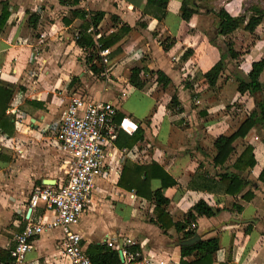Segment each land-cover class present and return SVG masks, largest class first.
<instances>
[{"label":"crops","instance_id":"crops-1","mask_svg":"<svg viewBox=\"0 0 264 264\" xmlns=\"http://www.w3.org/2000/svg\"><path fill=\"white\" fill-rule=\"evenodd\" d=\"M3 1L9 13L0 29V81L14 84L5 109L13 115L14 128L11 134L0 133V248L13 244L14 233L25 222L22 214L26 213L31 188L62 175L66 154L55 144L54 135L45 133L46 125H39L51 112L59 118L69 96L78 95L114 104L119 140L140 133L130 145L117 144L115 138L114 146L124 149L122 155L111 163L105 177L95 178L89 203L74 225L84 248L93 242L120 243L129 236L150 256L151 264H178L181 230L172 223L162 229L155 221L152 198L118 184L123 165L125 175L132 179L133 164L154 162L173 180L161 185L156 174L148 179V189L159 188L168 199L161 205L163 222L181 220L189 206L203 198L218 208L213 215L195 219L198 239L218 237L211 264H264V185L256 178L264 167V122L235 137L234 147L222 163L211 158L216 152L213 139L232 132L260 97L259 92H238L233 73L237 69L246 73L251 61L264 55V14L251 32L237 27L229 34L233 48L241 52L238 64L235 66L226 54L224 68L210 87L202 73L220 51L225 52L223 36L216 33L213 10L223 6L231 14L245 13L247 0H191L197 4L193 5L196 12L187 20L179 15L181 0H167L162 16L145 0H0V7ZM254 1L264 11L261 0ZM97 10L102 17L93 37L115 32L121 24L129 26L105 47V54L97 51L91 59L99 67V57L108 76L92 73L85 63V49L75 43L84 23L81 12ZM29 12L36 14L33 27L27 22ZM165 36L173 39L167 49L160 43ZM103 57L107 66L101 61ZM133 65L159 69L168 82L162 85L154 73L140 70L144 84L134 87L127 80ZM28 66L33 69L26 70ZM258 80L264 85V66ZM173 94L177 105L170 104ZM234 101L239 107L232 111L233 105L229 106ZM16 113L22 115L20 119ZM122 119L125 129L119 127ZM18 128L22 132L17 131L13 146ZM25 131L33 135L27 137ZM246 143L253 146L255 163L249 172L242 173L248 181L239 192L220 193L188 185L196 173L205 172L204 176L217 179L226 167L232 169L230 163ZM15 148L19 152L16 156L12 153ZM248 188L252 195L244 199L241 193ZM42 213L38 204L28 216L37 220ZM50 213L46 211L45 216ZM20 264H69L61 252L60 231L48 228L34 236Z\"/></svg>","mask_w":264,"mask_h":264},{"label":"trees","instance_id":"trees-1","mask_svg":"<svg viewBox=\"0 0 264 264\" xmlns=\"http://www.w3.org/2000/svg\"><path fill=\"white\" fill-rule=\"evenodd\" d=\"M166 2L167 0H145V3H152L160 10V16L164 13ZM193 5L195 6L197 4H195L194 1L191 2V0H181L179 15L183 20H187L192 12H196ZM209 10L211 9L209 8ZM85 12H81L82 17L84 18V23L77 31L75 43L85 49V63L90 71L94 74H100L103 69L102 65L97 67L91 59L96 55L97 51L108 47L111 43L118 39L120 35L129 28V26L127 24H121L115 32L111 31L105 35L99 34L96 37H93L92 33L98 21L102 17V12L99 10L91 13ZM8 13V5L5 1H3L0 7V29ZM213 13L216 18V33L223 36L222 43L225 52L220 51L219 57L202 73V76L205 78L206 83L210 87L215 85L216 79L224 68V59L226 54L230 59H234L235 66L238 64L237 58L241 52L233 48V41L231 40L229 34L237 27H241L244 30L251 32L255 25L259 23L264 11L256 5H248L246 6L245 13L231 14L223 6H220L218 9L213 10ZM35 21L36 14L34 12H29L27 16L28 24L33 27ZM172 42L173 39L171 37L165 36L160 43L163 49H167ZM263 66L264 55L260 56L258 59L252 60L250 68L246 73H243L238 69L234 71L233 75L237 81L236 89L238 92L246 91L248 94L259 92L260 97L253 103L252 107L247 111V115L232 132L229 134H218L213 139V146L215 147L216 152L211 158L214 163H222L226 159L227 155L234 147L232 141L235 137L244 136L246 131L252 125L257 122H264V95L262 94L264 85L258 80V74L262 70ZM140 70H147L146 72H149L150 74L154 73L156 81L160 82L162 85H165L168 82V77L159 69L152 70L145 68L144 66L133 65L130 67L127 80L134 87L140 88L144 84V80L139 76ZM13 88L14 84L12 82L0 81V133L11 134L14 128L13 115L5 111ZM169 101L170 104L172 103L177 105L175 94L171 95ZM231 106L233 108L230 110H238L239 103L234 101L231 103L229 108H231ZM175 109L176 111H179L180 107L176 106ZM135 130L136 132H139V128L136 127ZM117 131V134H119L120 130ZM139 134L140 133H134L131 136L127 135L122 137L121 140H119L121 137H117L115 141L120 145H130L132 141L140 137ZM254 163L255 157L253 146L250 143H246L230 163L229 167L232 169L226 167L219 173V177L217 179L204 176L205 172L196 173L193 178L189 179L188 185L194 187H205L220 193L235 194L239 192L248 181L246 177L241 176L242 173L245 171L249 172ZM124 167L125 165L121 168L118 184L122 185L126 189H134V192L140 196L143 195L145 197L152 198L154 203L153 209L155 212V221L159 223V226L162 229L172 223L176 229L181 230L182 238L190 237L195 233L194 229L196 216H210L218 210V208L208 204L203 198H198L183 213L181 220H174L172 222L168 220L163 222L162 216L165 212L161 205H164L168 199L160 192L159 188L149 190L148 179L151 175L156 174L161 180V185H164L167 182H173L171 177L154 162L148 164H133L132 168L134 175L132 179H129L128 173L125 175ZM197 178L198 180H201V182L196 181ZM256 178L264 185V167L258 171ZM251 195L252 190L249 188L241 193V196L244 199H249ZM237 207L239 208V206ZM9 247L10 246L7 248H0V261L4 262V264L8 263L10 260L8 253ZM217 247L218 237L216 235L199 238L189 244H181L179 245L180 258L178 264H211ZM85 251L92 264H118L120 262L117 250L110 248L104 241L88 243L85 246ZM190 254L192 255L191 258H184Z\"/></svg>","mask_w":264,"mask_h":264},{"label":"built area","instance_id":"built-area-1","mask_svg":"<svg viewBox=\"0 0 264 264\" xmlns=\"http://www.w3.org/2000/svg\"><path fill=\"white\" fill-rule=\"evenodd\" d=\"M105 52V48L98 51L101 55ZM102 61L108 60L103 57ZM114 114L115 106L109 100L70 95L60 117L46 126L54 129V142L66 154L62 175L54 182L31 188L27 208L40 204L43 213L39 219L32 220L23 212L25 222L13 235L7 264H20L34 236L48 228L60 231L61 252L69 264H92L74 225L89 203L95 178L105 177L111 163L124 150L114 146L118 126ZM21 116L16 113L17 119ZM124 120L119 122V127L125 129ZM46 211L51 212L48 217ZM106 244L121 252V264H151L150 256L136 246L138 241L134 238L124 236L120 243L108 240Z\"/></svg>","mask_w":264,"mask_h":264},{"label":"rangeland","instance_id":"rangeland-1","mask_svg":"<svg viewBox=\"0 0 264 264\" xmlns=\"http://www.w3.org/2000/svg\"><path fill=\"white\" fill-rule=\"evenodd\" d=\"M257 1H259V0H257ZM204 2L206 3L207 1H205L204 0ZM261 4H264V0H261ZM254 4H257V3H255V1L254 0H247V6L248 5H254ZM100 58L99 57H97L96 58V62H97V64L100 66V65H102V64H100ZM101 61H102V59H101ZM103 62V64H104V66H107V64L108 63H105L104 61H102ZM103 69H102V71H103V73H104V75H101V76H108V69L106 68V67H102ZM31 69H33V67H31V66H28V67H26V70H31ZM44 85H45V83H44ZM47 86H44V88H46ZM31 90H33V89H31ZM56 90V89H55ZM45 111H47V109H45ZM58 115H56V114H54V113H52L51 112V114H50V117H49V119L48 120H45L43 123H41L39 126L41 127H44L45 125L47 126L48 124H50V123H53L56 119H58V117H57ZM49 121V122H48ZM46 122H48V123H46ZM44 127V128H46V130H45V133L46 134H48V135H50L51 137L54 135V129H51V130H49L50 128H48V127ZM18 130H20L21 132H22V130H21V128H18V129H16L15 130V133H14V135H15V137H14V142H13V146H15V143L17 142V140H18V138H17V131ZM26 132V131H25ZM33 134H32V132H26V136L27 137H31ZM40 140H42V139H40ZM1 144V143H0ZM1 146V145H0ZM4 146H6V147H9V145H5L4 144ZM15 156L17 155V154H19V152L17 151V149L15 148V149H13V152H12ZM57 159H58V162H59V159H60V155H57ZM3 163H1L0 162V168L1 167H3V165H2ZM61 170V169H60ZM2 171V170H1ZM5 172V171H4ZM29 195V194H28ZM27 205H28V201H27Z\"/></svg>","mask_w":264,"mask_h":264},{"label":"water","instance_id":"water-1","mask_svg":"<svg viewBox=\"0 0 264 264\" xmlns=\"http://www.w3.org/2000/svg\"><path fill=\"white\" fill-rule=\"evenodd\" d=\"M49 182H50V181H49V180H46V179L43 181V183H49ZM29 211H30V208L28 207V208L26 209V213H25L26 216L28 215ZM198 237H199L198 234H197V233H194V234H193L192 236H190V237L180 239V240L178 241V244H188V243H192L193 241L197 240ZM117 252H118L119 260H122L121 252H120L119 250H118Z\"/></svg>","mask_w":264,"mask_h":264}]
</instances>
